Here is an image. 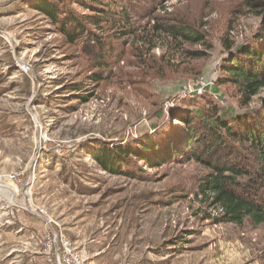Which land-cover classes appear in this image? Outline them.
I'll use <instances>...</instances> for the list:
<instances>
[{
	"label": "rangeland",
	"instance_id": "obj_1",
	"mask_svg": "<svg viewBox=\"0 0 264 264\" xmlns=\"http://www.w3.org/2000/svg\"><path fill=\"white\" fill-rule=\"evenodd\" d=\"M36 1L0 0V264H54L42 247L50 227L86 264H264V225H216L218 211L199 192L209 170L188 153L158 167L116 153L148 142L161 152L179 128L177 110L238 106L233 85L213 94L224 43L250 39L260 17L242 0H134L139 17L89 27L99 42H71ZM182 20L205 43L155 28ZM94 73L105 80L92 82ZM202 80V93L190 95ZM77 82L83 91H73Z\"/></svg>",
	"mask_w": 264,
	"mask_h": 264
},
{
	"label": "trees",
	"instance_id": "obj_2",
	"mask_svg": "<svg viewBox=\"0 0 264 264\" xmlns=\"http://www.w3.org/2000/svg\"><path fill=\"white\" fill-rule=\"evenodd\" d=\"M70 1L82 7L89 6L92 14L78 15L74 10L66 11L62 5ZM133 1L37 0L40 3L36 7L71 42L86 34L99 42V34L93 33L89 27L102 29L103 25L117 22L121 25L124 20L125 23L131 22V17H139L135 15ZM242 1L249 13L260 17V26L255 35L241 44L225 41L229 57L223 61L213 89V94L217 95L221 92L219 86H235L240 93L238 106L222 108L213 104L195 110L190 107L177 110L171 120L179 128L173 130L172 137H166L161 152L157 153L158 146L148 142L141 150L131 143L123 152L116 153L150 167L176 162L188 153V160H194L209 170L199 184V192L211 199V207L218 211L215 224L242 226L248 219L258 227L264 225V97L260 96L264 91V0ZM120 18L121 21H116ZM159 27L155 26L184 44L197 45L207 39L205 34L184 20ZM190 54L201 56L200 51ZM90 79L96 84L105 80L103 74L95 73ZM72 87L73 91L81 92L85 84L77 82ZM257 97L260 102L253 105ZM162 116L163 110H159L156 117ZM133 143L138 145L139 141ZM94 160L102 163L100 156L94 155ZM103 167L110 173L121 174L111 167Z\"/></svg>",
	"mask_w": 264,
	"mask_h": 264
},
{
	"label": "built area",
	"instance_id": "obj_3",
	"mask_svg": "<svg viewBox=\"0 0 264 264\" xmlns=\"http://www.w3.org/2000/svg\"><path fill=\"white\" fill-rule=\"evenodd\" d=\"M204 81L189 86V94L202 93ZM45 254L51 256L54 264H86L83 252L66 234L50 227L42 237Z\"/></svg>",
	"mask_w": 264,
	"mask_h": 264
}]
</instances>
